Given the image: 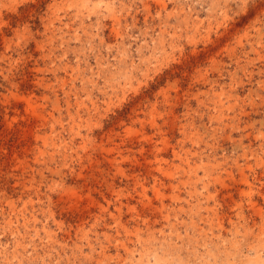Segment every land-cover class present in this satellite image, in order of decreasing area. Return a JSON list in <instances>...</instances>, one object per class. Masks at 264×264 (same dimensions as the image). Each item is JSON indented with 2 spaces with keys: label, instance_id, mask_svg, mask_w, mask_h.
<instances>
[{
  "label": "rangeland",
  "instance_id": "1",
  "mask_svg": "<svg viewBox=\"0 0 264 264\" xmlns=\"http://www.w3.org/2000/svg\"><path fill=\"white\" fill-rule=\"evenodd\" d=\"M0 264H264V0H0Z\"/></svg>",
  "mask_w": 264,
  "mask_h": 264
}]
</instances>
